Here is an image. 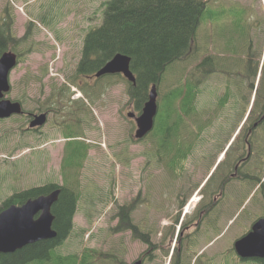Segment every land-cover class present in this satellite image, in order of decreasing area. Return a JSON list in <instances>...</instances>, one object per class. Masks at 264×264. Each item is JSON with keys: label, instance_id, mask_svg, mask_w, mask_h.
<instances>
[{"label": "rangeland", "instance_id": "374dc122", "mask_svg": "<svg viewBox=\"0 0 264 264\" xmlns=\"http://www.w3.org/2000/svg\"><path fill=\"white\" fill-rule=\"evenodd\" d=\"M104 1L0 0V24L4 18L10 20L5 12L10 13L15 36H24L33 23L29 39L18 51L14 50L18 54L27 49L29 52L12 71V88L6 96L20 101L25 113L0 119V204L14 192L31 186L50 182L62 185L66 135L79 133L77 139L85 141L89 149L83 166L76 170L79 175L75 185L81 197L73 234L59 247L62 254L81 253L86 247L108 254L93 264H131L142 258L148 249L146 242L133 236L131 230H113L121 224L119 205L135 203L133 221L149 232L151 242L156 244L154 256L143 264H175L178 258H182L180 264H264V258L241 259L234 248L235 241L250 231L263 212L264 168L261 183L243 184L240 199L221 207L226 213L218 220L200 221L202 227L195 232L184 226L194 220L185 214L193 213L196 202L185 212L191 199L181 208L178 189L170 179L166 182L164 165L159 168L156 154L163 139L160 126L169 114L168 99L187 79L189 55L165 72L158 87L161 108L156 127L143 140L135 139L136 120L129 113L140 112L124 80H86L76 75L85 37L102 23ZM248 22H261L264 27V0H210L196 44L210 47L222 57L220 50L225 43L238 37L240 23L246 26ZM257 46L261 47V42ZM199 60L196 57L195 63ZM64 87L71 93L61 103L55 102V89ZM78 91L83 92L82 96L77 97ZM212 91L204 100L207 111L215 107L216 95ZM77 103L82 109L73 113ZM40 110L50 112L48 121L40 131L31 132L29 111ZM214 162L215 159L194 183L205 180V184L210 179L212 186L218 181L222 169L218 164L213 166ZM176 215H180L179 222H175ZM168 226L172 229L166 233Z\"/></svg>", "mask_w": 264, "mask_h": 264}, {"label": "trees", "instance_id": "16d2710c", "mask_svg": "<svg viewBox=\"0 0 264 264\" xmlns=\"http://www.w3.org/2000/svg\"><path fill=\"white\" fill-rule=\"evenodd\" d=\"M209 1H104L102 3V23L87 33L82 47V57L76 67V75H89L97 72L116 53L121 52L130 55L132 58L131 68L137 77L136 84L121 74H109L101 78L118 77L124 80L127 83V92L131 101L134 102L136 111L141 112L149 98L151 86L156 83L160 88L169 66L188 56L193 48H197V32ZM5 14H9L8 18L10 20L7 21L4 18L0 24V56L6 50L18 51L19 46L29 39V30L31 31V24H33L31 23L28 26L24 36L18 38L12 33V16L8 12H5ZM245 27L243 23H240V36H248ZM25 52H29V49L19 52V62L22 61ZM189 85L186 79L181 83V88L174 91V97L168 99L169 114L162 123L163 125L160 126L161 138H163L162 144L159 145L162 151L161 156L170 165L169 155L175 139L181 133V126L184 124L186 116L184 93ZM261 91H264V75L259 92L262 93ZM68 92L71 93L70 88L55 89L53 99L57 100L55 102L61 103ZM89 94L91 95V93ZM179 101V106H176ZM160 105L159 108H161ZM78 107L79 105L76 108ZM256 108L257 104L252 115L255 113ZM175 119L176 121L173 122ZM78 136H80L79 133L77 135L73 133L66 135L67 142L61 168L64 179L62 185L50 182L31 186L14 192L0 204L1 212L12 204L21 205L30 198H36L61 188L59 199L52 207V212L56 216L54 228L57 230L58 235L54 238L29 244L12 253H0V264H93L97 258L108 256L106 253L97 252L87 247L82 249L81 253L64 255L59 251V247L73 234L75 229V216L81 197L80 191L75 185V179L78 180L79 175V171L76 170L83 166L89 149V145L85 141L77 139ZM156 136L158 135L155 133L153 138L157 141ZM178 144L180 146L183 142H178ZM24 147L26 146L24 145ZM261 168L262 170L257 173L256 178L250 179L249 184L258 185L261 183L264 163H262ZM135 206V203L119 205L118 213L121 216V224L113 230L115 232L131 230L133 236L146 243H151L149 232L142 231L140 225L132 219ZM252 260L261 259L252 258ZM118 264H123V262L119 261Z\"/></svg>", "mask_w": 264, "mask_h": 264}, {"label": "flooded vegetation", "instance_id": "af4514ba", "mask_svg": "<svg viewBox=\"0 0 264 264\" xmlns=\"http://www.w3.org/2000/svg\"><path fill=\"white\" fill-rule=\"evenodd\" d=\"M245 29L248 36L239 34L232 42L225 43L220 50L222 57L205 45L191 50L186 77L190 85L184 93L186 116L169 155L171 165L163 160L161 148L157 149L159 168L164 165L168 175L166 182L170 179L178 189V205L183 208L195 192L202 194L194 204L193 213L185 214L194 220H188L184 229H193V232L200 231V221L214 222L223 216L226 211L221 207L240 199L242 185L256 178L264 163V91L259 92L264 75V27L261 22H248ZM260 42L261 47L257 46ZM196 57H200L197 63ZM95 73L78 77L98 78ZM211 90L216 95V103L207 111L204 100L209 99ZM78 92L77 97L82 96L83 92ZM76 107L73 113L82 109L81 104L77 103ZM44 112L49 118V111H29V131L38 132L45 125L31 127L36 115ZM156 123L157 117L154 128ZM181 141L183 144L179 146ZM214 159L213 166L218 164L222 169L218 181L212 186H209L210 179L205 184V180L194 183ZM187 186L190 188L185 191ZM263 216L264 205L258 219ZM179 221L180 215H176L175 222ZM168 228L166 233L172 229ZM147 244L148 249L139 258L143 263L152 259V250L156 248L153 242ZM177 262L180 264L182 258Z\"/></svg>", "mask_w": 264, "mask_h": 264}, {"label": "water", "instance_id": "95a60500", "mask_svg": "<svg viewBox=\"0 0 264 264\" xmlns=\"http://www.w3.org/2000/svg\"><path fill=\"white\" fill-rule=\"evenodd\" d=\"M132 58L125 53H116L96 73V77L109 74H122L136 84L137 77L131 68ZM19 64V55L14 50H6L0 56V119L13 115H23L25 110L20 101L8 99L11 91L10 76ZM158 86L154 83L149 91V98L141 112H130L129 116L136 120L135 138L146 137L154 128L159 111ZM48 113L36 115L31 127L43 126L47 123ZM61 188L36 198H30L25 203L12 204L0 212V253H12L23 247L58 235L54 228L56 216L52 212L54 203L59 199ZM234 248L241 258H264V216L257 219L251 230L237 239ZM131 264H143L138 259Z\"/></svg>", "mask_w": 264, "mask_h": 264}, {"label": "bare ground", "instance_id": "6f19581e", "mask_svg": "<svg viewBox=\"0 0 264 264\" xmlns=\"http://www.w3.org/2000/svg\"><path fill=\"white\" fill-rule=\"evenodd\" d=\"M199 195L198 194H196L192 199H191V201L189 202V204H187V207H186V210H185V212H187L189 209H190V207L193 205V203H197V201L199 200V198L200 197H198ZM195 200V201H194Z\"/></svg>", "mask_w": 264, "mask_h": 264}]
</instances>
